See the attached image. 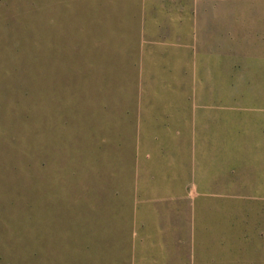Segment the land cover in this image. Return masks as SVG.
Returning <instances> with one entry per match:
<instances>
[{"label":"rangeland","instance_id":"obj_1","mask_svg":"<svg viewBox=\"0 0 264 264\" xmlns=\"http://www.w3.org/2000/svg\"><path fill=\"white\" fill-rule=\"evenodd\" d=\"M0 264H264V0H0Z\"/></svg>","mask_w":264,"mask_h":264}]
</instances>
